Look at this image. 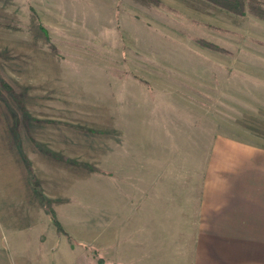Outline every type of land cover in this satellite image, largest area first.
<instances>
[{
	"label": "rangeland",
	"instance_id": "obj_1",
	"mask_svg": "<svg viewBox=\"0 0 264 264\" xmlns=\"http://www.w3.org/2000/svg\"><path fill=\"white\" fill-rule=\"evenodd\" d=\"M263 176L264 0H0V264H193Z\"/></svg>",
	"mask_w": 264,
	"mask_h": 264
},
{
	"label": "crops",
	"instance_id": "obj_2",
	"mask_svg": "<svg viewBox=\"0 0 264 264\" xmlns=\"http://www.w3.org/2000/svg\"><path fill=\"white\" fill-rule=\"evenodd\" d=\"M203 195L201 217L207 233L193 264H264V184Z\"/></svg>",
	"mask_w": 264,
	"mask_h": 264
},
{
	"label": "trees",
	"instance_id": "obj_3",
	"mask_svg": "<svg viewBox=\"0 0 264 264\" xmlns=\"http://www.w3.org/2000/svg\"><path fill=\"white\" fill-rule=\"evenodd\" d=\"M54 225L56 226V228L58 229V231H60L61 233H63V229L61 228L60 224L54 220Z\"/></svg>",
	"mask_w": 264,
	"mask_h": 264
}]
</instances>
